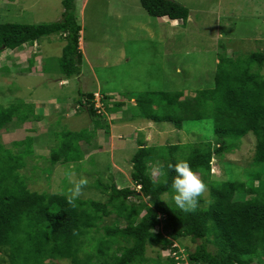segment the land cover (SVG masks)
<instances>
[{"label": "trees", "instance_id": "1", "mask_svg": "<svg viewBox=\"0 0 264 264\" xmlns=\"http://www.w3.org/2000/svg\"><path fill=\"white\" fill-rule=\"evenodd\" d=\"M140 3L150 16L182 20L183 25L190 16L189 9L177 0ZM63 6V17L56 22L0 23V54L26 43L33 46L45 36L61 35L66 43L58 69L65 80L78 74L83 62L82 26L75 0H63ZM217 55L212 84L194 97L185 96L184 89L150 91L128 96L135 98V104L118 101L114 107H106L109 113L120 108L124 120L171 124L198 138L163 145L138 138L131 157V185L119 188L114 181L96 180L95 186L107 193L105 202L78 197L73 206L67 200L69 193L33 190L29 186L31 176L22 169L27 166L26 158L34 153L36 137L19 133L10 142L13 149L2 136L10 124L28 115L21 113V101L0 103V264H48L64 259L70 264H148V247L179 252L173 242L182 239L195 244L193 250L187 249L185 259L156 258L152 264H254L258 259L264 264V52L229 55L222 51ZM34 60L30 59L28 69ZM108 99L110 96L103 93V106ZM77 104L97 127H102L94 92L81 94ZM60 135L63 140L51 150V165L78 163L84 158L82 143L90 145L94 138L88 129H67ZM247 135L254 138L251 165L240 176L238 167L223 161L225 177L211 178L213 160L221 163ZM181 159L189 162L210 189L208 198L201 197L191 212L164 199L172 192L174 176L167 165ZM155 169L157 177L152 173ZM42 171L49 173L51 169ZM112 215L111 222L105 223ZM238 240L241 253L232 249Z\"/></svg>", "mask_w": 264, "mask_h": 264}, {"label": "rangeland", "instance_id": "2", "mask_svg": "<svg viewBox=\"0 0 264 264\" xmlns=\"http://www.w3.org/2000/svg\"><path fill=\"white\" fill-rule=\"evenodd\" d=\"M177 1L190 11L185 25L167 17L150 16L140 0H76V14L82 26L83 62L79 73L67 80L58 69L66 43L61 35L45 36L34 46L25 44L1 52L0 103L21 101V113L28 115L10 124L2 136L7 137L8 147H13L10 142L19 133L36 137L34 153L26 158L27 166L22 169V173L31 176L29 186L33 190L68 194L74 183L85 179L79 197L105 202L107 193L95 186L96 180L114 181L119 188L131 185V157L138 138L154 145L193 142L198 138L171 124L124 120L120 108L109 113L106 107H114L118 101L135 104V98L128 96L150 91L184 89L185 96L194 97L200 89L212 84L219 52L229 55L264 52V0ZM63 11V0H0V23H52L62 19ZM31 58L35 59L34 65L28 69ZM261 73L264 75V67ZM87 92H94V96L98 93L101 99L103 93L110 96L107 105L103 106L102 100L95 102L102 127H97L88 112L77 104L80 95ZM67 129H88L94 138L90 145L82 143L84 158L78 163L51 165L48 161L51 150L63 140L58 133ZM243 139L240 147L226 153L221 163L213 160L211 178L225 177L223 161L238 167L240 176L251 165L254 138L247 135ZM34 165L38 169L33 170ZM47 167L51 172L42 171ZM152 173L154 177L159 174L157 169ZM209 192L207 186L202 198L207 199ZM172 195L168 192L164 199L173 202ZM113 218L114 215L106 218L105 223ZM163 225L162 222L160 228ZM173 246L179 252L148 247V264L156 258L185 259L187 249L193 250L195 244L182 239L174 241ZM232 249L243 252L241 241H236ZM258 260L254 264H259ZM48 264L70 262L64 259Z\"/></svg>", "mask_w": 264, "mask_h": 264}, {"label": "clouds", "instance_id": "3", "mask_svg": "<svg viewBox=\"0 0 264 264\" xmlns=\"http://www.w3.org/2000/svg\"><path fill=\"white\" fill-rule=\"evenodd\" d=\"M167 18L169 19V17ZM171 21H181V23H183L182 20ZM167 168L174 172L170 187L173 193L172 200L176 207L184 212L196 210L200 204L202 195L207 191L206 183L190 166L187 160L181 159L177 160L174 164L169 163ZM85 184V179H80L78 182L74 183L73 187L69 190V195L67 196L69 204L75 206L74 202L81 195L82 187Z\"/></svg>", "mask_w": 264, "mask_h": 264}, {"label": "built area", "instance_id": "4", "mask_svg": "<svg viewBox=\"0 0 264 264\" xmlns=\"http://www.w3.org/2000/svg\"><path fill=\"white\" fill-rule=\"evenodd\" d=\"M94 100H95V102H100L102 99H101V97H100V95L97 93L96 95H95V97H94ZM97 103H95V106H96V108H98V104Z\"/></svg>", "mask_w": 264, "mask_h": 264}]
</instances>
